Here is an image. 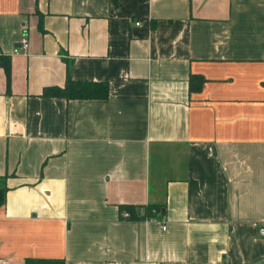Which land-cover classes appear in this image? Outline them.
Instances as JSON below:
<instances>
[{
  "label": "crops",
  "instance_id": "obj_1",
  "mask_svg": "<svg viewBox=\"0 0 264 264\" xmlns=\"http://www.w3.org/2000/svg\"><path fill=\"white\" fill-rule=\"evenodd\" d=\"M4 173L0 264H264V0H0Z\"/></svg>",
  "mask_w": 264,
  "mask_h": 264
},
{
  "label": "trees",
  "instance_id": "obj_2",
  "mask_svg": "<svg viewBox=\"0 0 264 264\" xmlns=\"http://www.w3.org/2000/svg\"><path fill=\"white\" fill-rule=\"evenodd\" d=\"M8 73L7 61L1 62ZM109 93L108 82L105 80H81L70 76L68 66L65 82L62 85H48L41 90V95L62 96L65 98H104ZM7 173L0 174V206L5 203ZM160 206L155 203L146 204L140 218L151 217L156 214ZM134 209V208H133ZM132 209V212L135 210ZM25 264H64L63 258L27 257Z\"/></svg>",
  "mask_w": 264,
  "mask_h": 264
},
{
  "label": "built area",
  "instance_id": "obj_3",
  "mask_svg": "<svg viewBox=\"0 0 264 264\" xmlns=\"http://www.w3.org/2000/svg\"><path fill=\"white\" fill-rule=\"evenodd\" d=\"M27 47H28V38H27V36H22L21 39L19 40L18 44L15 46L14 52H16V53L20 52V51L25 52ZM125 215L128 216V213L126 212ZM258 232L262 235L264 234V226L263 225L259 226Z\"/></svg>",
  "mask_w": 264,
  "mask_h": 264
}]
</instances>
